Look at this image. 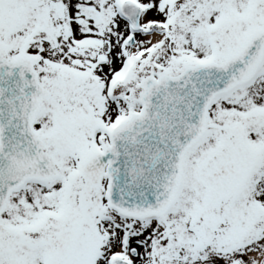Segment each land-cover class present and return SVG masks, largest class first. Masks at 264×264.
<instances>
[{
    "label": "snow or ice",
    "instance_id": "6c2138e0",
    "mask_svg": "<svg viewBox=\"0 0 264 264\" xmlns=\"http://www.w3.org/2000/svg\"><path fill=\"white\" fill-rule=\"evenodd\" d=\"M0 264H264V0H0Z\"/></svg>",
    "mask_w": 264,
    "mask_h": 264
}]
</instances>
